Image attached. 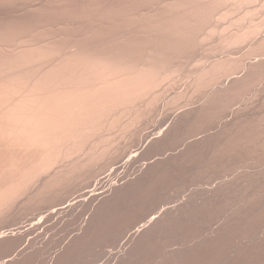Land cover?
Returning <instances> with one entry per match:
<instances>
[{
	"label": "bare ground",
	"instance_id": "obj_1",
	"mask_svg": "<svg viewBox=\"0 0 264 264\" xmlns=\"http://www.w3.org/2000/svg\"><path fill=\"white\" fill-rule=\"evenodd\" d=\"M25 1L0 23V264H33L46 246L10 253L86 214L60 264L96 236L126 239L114 264H264V101L241 104L264 90V0ZM204 44L223 56L195 57L183 83ZM253 159L165 207L185 170Z\"/></svg>",
	"mask_w": 264,
	"mask_h": 264
},
{
	"label": "rangeland",
	"instance_id": "obj_2",
	"mask_svg": "<svg viewBox=\"0 0 264 264\" xmlns=\"http://www.w3.org/2000/svg\"><path fill=\"white\" fill-rule=\"evenodd\" d=\"M15 1V0H14ZM13 1V2H14ZM12 1H11V3H8V2H5L4 4L3 3H0V23L2 24V22H3V24L4 23H6L7 21L6 20H11V19H14L15 17V19H18V20H20V21H22V19H23V17L25 18V16H26V13H24V12H18V11H20L21 9H22V7H21V5L24 3V2H28V3H32V2H30V1H25V0H17V1H15L14 3H13ZM21 2V3H20ZM23 2V3H22ZM19 3V4H18ZM33 3H36V2H33ZM16 4V5H15ZM8 5V6H7ZM15 6V7H14ZM13 7V8H12ZM21 8V9H20ZM14 9V10H13ZM20 9V10H19ZM7 10V11H6ZM11 12V13H10ZM18 12V13H17ZM30 12V11H29ZM32 12H33V10H32ZM32 12H30V13H32ZM8 13V14H7ZM22 15H21V14ZM37 13V15H38V18H40L41 16V19L42 20H45L47 17H45V19L43 18V15H42V13H40V15H39V13L38 12H36ZM6 15V16H5ZM8 15V16H7ZM13 15H15V17L13 16ZM36 15V16H37ZM40 16V17H39ZM51 16V15H50ZM50 16L48 17V18H50ZM55 16V15H54ZM53 15L51 16V18L53 19V17H54ZM12 17H14V18H12ZM37 18V19H38ZM55 18V17H54ZM51 19V20H52ZM40 20V19H39ZM38 20V21H39ZM42 20H40V21H42ZM49 20V19H48ZM2 21V22H1ZM207 45V44H206ZM201 47V46H200ZM204 47H206L209 51H211V53L208 51H206V48H205V50H203L204 48H203V45H202V51L200 52V48L199 47H197L198 49H199V51H196L197 53H195V51L193 50L192 52H190L191 54H193V53H195V56H194V54L193 55H188L189 56V58H188V60L190 59V57L191 56H194L193 58H194V60L195 59H197V58H195V57H198L199 56V58L198 59H200V57H202V60H206L209 56V58L211 59L212 57H214V56H217V57H219L220 55H222L223 56V53L220 51H218L219 52V55L218 54H216L217 52L215 51V50H211L210 48H208L207 46H205V44H204ZM197 49V50H198ZM196 50V49H195ZM230 50V49H229ZM234 50V49H233ZM233 50H232V55L234 56V57H237L238 55L240 56L242 53H243V51H242V53L240 52V53H238V52H236L237 50H234V52H233ZM225 51V52H224ZM227 51H228V49H227ZM226 51V49L224 50L223 49V52L225 53L224 55H226L228 52ZM198 52H199V54H198ZM205 52H206V54H205ZM213 52H215V53H213ZM189 53V54H190ZM201 53V54H200ZM220 53H222V54H220ZM230 53H231V50H230ZM235 55H234V54ZM236 53L238 54V55H236ZM214 54H216V55H214ZM209 55V56H208ZM206 58H205V57ZM217 57H215V58H217ZM192 58V57H191ZM205 58V59H204ZM197 59V61H200V60H198ZM184 61H182V67H181V76H182V78L185 76V80L183 81V83H186L185 81H186V78L188 77V74H189V71H193V68L194 69H196L197 67V61L195 60H193L192 59V61L190 62V63H188L187 61L188 60H186V57L183 59ZM185 62H186V64H185ZM192 62H196L195 64H192ZM188 63V64H187ZM185 65V66H184ZM190 67H189V66ZM184 67V68H183ZM189 69H188V68ZM196 67V68H195ZM188 70H187V69ZM192 68V69H191ZM191 69V70H190ZM184 70H187L188 72L186 73V71H184ZM182 71H183V73H182ZM185 72V73H184ZM187 75V76H186ZM182 82H180V84H178V85H181L180 87L181 88H183L184 86H185V84H181ZM178 87V86H177ZM179 88V87H178ZM168 89V88H167ZM163 90V91H167L166 93H167V97H168V94L170 93L171 94V92H172V94H173V92H175L177 89L175 88V90H174V88H173V90L171 91L170 90V92L168 93V91H169V89L168 90ZM181 90V89H180ZM262 90V91H261ZM260 90V92L258 93L259 95H257L256 96V98H248L247 99V101L246 102H242L241 104H249V99H250V103H251V105H252V107H254L255 108V105H256V107H257V105H261L262 103H261V100H262V102L264 101V90L263 89H261ZM166 93H164L163 92V96H164V94H166ZM262 93V94H261ZM171 94V95H172ZM261 94V95H260ZM166 96H164V98L166 97ZM170 96V95H169ZM248 102V103H247ZM258 102V103H257ZM238 106L240 105L239 103L237 104ZM236 105V106H237ZM250 105V104H249ZM235 108V107H234ZM172 111V112H171ZM170 111V113L168 114V115H172V114H175V110H171ZM230 111V110H229ZM229 111H227V113L225 114V116H229V115H231V111H230V114L228 113ZM160 113H162V114H158L159 116H157V118L159 117V120H157L156 119V116H155V123H157V122H159V121H161L160 119H162L161 118V116H163V111H160ZM228 114V115H227ZM167 115V116H168ZM164 116H166L165 114H164ZM166 116V117H167ZM174 116V115H173ZM173 116H171V118L173 117ZM169 117V116H168ZM167 117V118H168ZM163 123H166V122H169V121H167L164 117H163ZM166 120V121H165ZM218 122H219V125H221L224 121H225V118H220V119H218L217 120ZM217 121H215L214 123H217V124H214V125H212V127H215L216 128V126H217V128H218V122ZM221 121H223V122H221ZM167 124V123H166ZM254 161L255 162H257L256 160H254L253 159V164H252V160L251 161H248V163H246L247 161H244L245 162V164H244V162L242 163L241 162V164L239 163H237L238 165H239V167L237 166V164L235 165V162H234V164H233V162H232V164H233V166H232V164L230 163V164H227V165H225V166H220L218 169L216 168V169H214V170H212L213 168H211L210 170H206V172L207 173H204V171L202 172V171H198L197 173H196V175L197 176H195V178L196 177H198V176H200V177H198V179L196 178L195 180H194V176H193V174H194V169H187V170H185L186 168H184V170H185V173H187V174H185V175H182L181 176V181L180 182H182V183H184L185 181H184V178H186L187 176L186 175H188V173L190 172V175H188L189 177H191V174H192V178L191 179H193L194 180V182H193V180L191 181V180H189L190 178H188L187 177V179L189 180L188 182H187V180H186V182L184 183L185 185L183 186L182 185V183L180 184V182L178 183V182H175L173 185L168 181L165 185L167 186H164L165 187V189L167 188V190H170V188H171V186L170 185H172V187L173 188H175L174 190H177L178 191V194H177V197H175L176 196V192L175 191H171L169 194L168 193H166L167 194V196H168V198H166V200H165V198L164 197H167L166 195H165V191L166 190H163L164 191V193L162 192L161 193V197H163L162 198V200L164 199V201H166V202H168L166 205H165V207H173L176 203L175 202H179V201H181L183 198H186V197H188L189 196V194H191L192 192H193V190L194 191H198L199 189H205V188H210V187H212V186H214V185H216V184H219V183H221V182H223V181H225V179L226 180H228L229 178V180H231V179H233V177L235 176H237V175H239V173H243L244 171L246 172V171H256V170H258V165L256 164V166L254 165L255 163H254ZM249 163H251L250 165H249ZM138 166L140 165V164H137ZM228 165H231L230 167H228ZM261 166V168H263L262 166H263V164H260ZM234 166H236V167H234ZM241 166V167H240ZM245 166V167H244ZM250 166V167H249ZM222 167V168H221ZM227 167V169H223V168H226ZM231 167H232V169H231ZM247 167V168H246ZM254 167V168H253ZM259 167V170L261 169ZM189 168H191V167H189ZM236 168V169H235ZM240 168V170H237V169H239ZM196 170V169H195ZM221 170V171H220ZM223 170H225V171H223ZM230 170V171H229ZM242 170H244V171H242ZM258 170V171H259ZM211 171V172H210ZM196 172V171H195ZM210 172V175L208 174ZM234 172V173H233ZM238 172V173H237ZM244 172V173H245ZM109 172H107L105 175H107ZM201 173V174H200ZM213 173V174H212ZM230 173V174H229ZM233 173V174H232ZM237 173V174H236ZM247 173V172H246ZM184 174V173H183ZM229 174V175H228ZM195 175V174H194ZM183 176H186V177H183ZM221 176V177H220ZM229 176V177H228ZM111 177V176H110ZM110 177L107 179V180H110V182H112V183H115L116 181H117V178H114L115 176L113 175L111 178L112 179H110ZM117 177V176H116ZM211 177V178H210ZM182 178H183V180H182ZM221 178V179H220ZM212 179V180H211ZM220 179V180H219ZM114 182H113V181ZM95 181V180H94ZM191 181V182H190ZM196 181V182H195ZM218 181V182H217ZM201 182V183H200ZM207 182V183H206ZM214 182H216V183H214ZM169 183H170V185H169ZM190 183V184H189ZM197 183V184H196ZM205 183V184H204ZM214 183V184H213ZM180 186H179V185ZM200 184V185H199ZM204 184V185H203ZM209 184V185H208ZM211 184V185H210ZM168 185H169V188H168ZM179 186V187H178ZM182 186V187H181ZM186 186H188V187H186ZM178 187V188H177ZM205 187V188H204ZM177 188V189H176ZM181 190H180V189ZM180 190V191H179ZM189 190V191H188ZM184 192V193H183ZM187 192V193H186ZM172 193V194H171ZM181 193H183V194H181ZM187 195H186V194ZM165 196H164V195ZM170 194H171V197H170ZM181 194V195H180ZM78 194H75V196H77ZM163 195V196H162ZM180 197H179V196ZM74 195H73V197L71 196L70 197V199H72V198H74L75 197ZM172 196H174L173 198H172ZM179 197V198H178ZM175 198V200H173ZM168 199H171L170 201H167ZM154 201H152V203H153ZM173 202H174V204H173ZM160 206H162V205H160ZM162 207H164V205L162 206ZM161 207V208H162ZM160 209V207L158 208V209H156V210H158V211H160L159 210ZM155 210V211H156ZM30 213H28V215L26 216V220H23L22 221V223H20L19 225H10L9 224V227L8 226H6L5 228H3L2 227V231L3 232H6L4 235H8V236H11L12 234V230H13V228H15V229H18L19 228V226H21V227H24L23 228V230H25V228H26V225H28V224H26L25 222L27 221V219H29L30 217ZM29 217V218H28ZM40 217V216H39ZM68 217V216H67ZM66 216L64 217V216H62V217H60L59 216V218L57 217V219L55 218L54 220H52V222L54 221L55 222V228H52L51 230H49V234H47V233H45V232H48V231H43V229L40 231L41 233V235H38V233L37 234H32V235H29V236H27L26 237V241L24 242V244L20 247L21 248V250H20V248L19 249H17L15 252L13 251L12 253H10L11 254V256H10V258H14V256L16 257L17 255L19 256V253H20V251H22V250H27L26 252H30V251H32V250H34L33 248L34 247H39V248H44V246H46V248L47 247H49V248H44V249H46L45 251H44V249L42 250V252L38 255V256H36L37 257V259H34V261H33V264H60V261L61 260H63L66 256L64 255L65 254V252H64V250H65V245H66V242H68L69 240H70V238H72L77 232H78V229H79V224L81 223V221L83 220V218L85 219L86 217H88V214H86L82 219H80L77 215H74V216H69L68 218H67ZM59 219V220H58ZM148 219V218H147ZM71 220V221H70ZM77 222H76V221ZM25 221V222H24ZM57 221V222H56ZM70 221V222H69ZM145 221H146V219H145ZM76 222V223H75ZM214 222V221H213ZM27 223H29V222H27ZM67 223H69L68 225H67ZM140 223V224H139ZM144 223V221L143 222H138L137 224H134V228L133 229H136V228H138L141 224H143ZM73 224V225H72ZM139 224V225H138ZM66 225V226H65ZM76 225V226H75ZM138 225V227H135V226H137ZM59 226H61V227H59ZM78 227V228H77ZM56 228H58V229H56ZM61 228V229H60ZM9 229V230H8ZM68 229V230H67ZM8 230V231H7ZM62 230H65V231H62ZM1 231V230H0ZM19 231V230H18ZM51 231V232H50ZM132 231H134V230H132ZM132 231H130V232H132ZM9 232V233H8ZM44 232V233H43ZM60 232V233H59ZM130 232H128V234L126 233V236L127 235H129L130 234ZM43 233V234H42ZM67 233V234H66ZM46 234V235H45ZM53 234V236H51ZM62 234V235H61ZM126 236H124V237H126ZM49 237V238H48ZM63 237V238H62ZM98 237V238H97ZM101 239H100V238ZM31 238V239H30ZM35 238V239H34ZM57 238V239H56ZM60 238V239H59ZM33 239V240H32ZM54 239V240H53ZM59 239V240H58ZM64 239V240H63ZM100 239V240H99ZM29 240H31V243H29L30 241ZM47 240V241H46ZM51 240H52V242H51ZM61 240H62V243H61ZM92 241H90V242H88V244L86 245V247L84 248V249H82V250H80V251H78L77 253H73L72 255H71V257L72 258H69V263L70 264H78V262H79V260H80V262L82 263V261L83 262H85V264L87 263V261H88V263L87 264H94V262H99V263H104V264H108V261L110 262L111 260H110V257L112 258L113 257V255H116L117 254V252H118V250H120V249H122L121 247H122V245H123V242H124V240H126V239H124L123 237L120 239V242H118V243H116L117 244V246H116V244H114L113 242H112V239H110L109 241H104V238L102 237V236H96V237H94V239H91ZM36 242V245H35V243L33 244V242ZM101 241H102V243H101ZM111 241V242H110ZM27 242H28V244H27ZM58 245H57V244ZM90 243V244H89ZM100 243V244H99ZM50 244V245H49ZM53 244V245H52ZM32 245H34V247L32 246ZM48 245V246H47ZM61 245V246H60ZM94 245V246H93ZM100 245V246H99ZM33 248H32V247ZM88 246V247H87ZM91 246V247H90ZM173 246H176V245H173ZM24 247V248H23ZM113 247H115V248H112ZM172 247V246H171ZM177 247H178V245H177ZM23 248V249H22ZM92 248H93V250H92ZM109 248V249H108ZM176 248V247H175ZM29 249V250H28ZM97 249V250H96ZM100 249V250H99ZM107 249V250H106ZM171 249V248H170ZM174 249V248H173ZM48 250V251H47ZM95 250V251H94ZM102 250V251H101ZM114 250V251H113ZM52 251V252H51ZM46 252V253H45ZM83 252V253H82ZM120 252V251H119ZM45 253V254H44ZM49 253V254H48ZM82 253V254H81ZM94 253V254H93ZM101 253V254H100ZM51 254V255H50ZM264 254V253H263ZM53 255V256H52ZM59 255V256H58ZM74 255V256H73ZM81 257H80V256ZM82 255H84L83 257H82ZM88 255V256H87ZM94 255V256H93ZM103 255V256H102ZM112 255V256H111ZM45 256V257H44ZM93 256V259L91 258ZM103 258H102V257ZM53 257V258H52ZM59 257V258H58ZM106 257V258H105ZM9 258V259H10ZM52 258V259H51ZM79 258V259H78ZM5 258H1L0 259V261L1 260H4ZM39 259V260H38ZM50 259V260H49ZM60 259V260H59ZM72 261H71V260ZM74 259H77V261L76 260H74ZM85 259V260H84ZM89 259V260H88ZM91 260V261H90ZM90 261V262H89ZM63 262V261H62ZM61 262V263H62ZM92 262V263H91ZM116 262V259L114 260V261H112V262H110V264H114ZM1 263V262H0ZM95 264H97V263H95Z\"/></svg>",
	"mask_w": 264,
	"mask_h": 264
}]
</instances>
